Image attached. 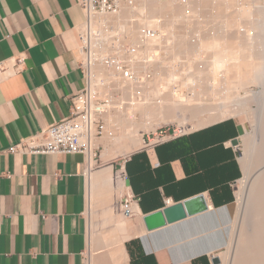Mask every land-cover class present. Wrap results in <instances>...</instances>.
Masks as SVG:
<instances>
[{"label": "crops", "instance_id": "obj_1", "mask_svg": "<svg viewBox=\"0 0 264 264\" xmlns=\"http://www.w3.org/2000/svg\"><path fill=\"white\" fill-rule=\"evenodd\" d=\"M84 22L77 0H0V61L26 59L20 74L0 83V264H86L83 155L7 152L69 115L84 87L78 34ZM244 131L230 117L143 145L125 157L120 186L112 168L115 203L121 190L122 198H135V216L199 195L208 205L173 225L184 228L175 235L159 234L170 226L138 236L135 226L124 242L126 264H213L234 214L232 185L244 175L232 146Z\"/></svg>", "mask_w": 264, "mask_h": 264}, {"label": "bare ground", "instance_id": "obj_2", "mask_svg": "<svg viewBox=\"0 0 264 264\" xmlns=\"http://www.w3.org/2000/svg\"><path fill=\"white\" fill-rule=\"evenodd\" d=\"M199 2L201 4L202 0ZM251 2L252 0H203V5L211 3L214 6V20H211L215 21L216 25L226 20L230 21L226 23L231 24H224L219 31L220 37L225 39L223 43L216 39V36H211L212 32L209 36H206L207 33L205 36L211 38L205 41L199 39L191 55L188 54L191 46L184 38L183 28H176L177 24H163L165 21H185V8L176 6L175 4H179L176 0H121L119 12L91 14L90 23L84 28L82 25L79 29L86 34L84 45L86 46V42L91 44L95 53L100 55L98 57L92 53L88 56L87 53L81 52L87 71L90 69L88 76L91 92L94 97L105 99L107 102L102 117L104 134L94 142L95 147L101 145L103 148L100 155L102 162L127 157L133 151L145 146L142 132L154 133L160 125L176 121L178 119L174 116L176 111L182 116V119H179V129L182 132L186 131L185 122L191 120L197 121V127H204L237 114L254 115L257 125L255 133L242 136L243 154L239 157V161L244 180L238 181L235 190V195L238 197V212L228 251L225 256H219L223 264H228L229 260L236 256L235 250L240 243L245 220L244 203L249 199L253 183L264 178V170L253 177L255 170L251 166L253 159L256 158L255 155H258V149L264 146L261 142L263 135L261 132L264 130L262 128L264 126V59H260L255 53L256 47L262 44L263 39H259L262 41L260 43L256 40L258 45L255 43L256 47L254 44L251 49L253 43L251 42V47L244 45L240 37L244 39L245 36L250 40L252 35L243 36V32L235 29L240 23L242 26L244 20L250 21L245 23L247 25L253 24L254 11ZM254 2L258 4L260 1ZM199 9H194V12ZM211 10L208 11L212 13ZM230 10L231 12L234 10L235 14L226 13ZM204 11L206 9H203L202 14ZM157 29L161 32L159 36L151 33V31L156 32ZM97 31L100 32V38L96 39L94 35ZM181 36L183 38H180ZM116 37L117 41H114ZM253 37L252 40L258 39L254 35ZM94 40L96 44L92 45ZM246 40L244 41L250 44V41ZM122 43L131 46L130 53L125 52ZM216 45L219 47H215ZM165 48H168L172 57L166 67L163 61L155 62L146 57L152 50L160 52ZM203 53L207 54L209 60L204 66L202 62L197 61L202 59ZM220 53H226L229 62L222 71L214 73L212 61ZM111 57H115L113 58L115 60L112 61ZM177 59L183 60L184 64L180 63L182 65L178 66ZM106 60L111 62L110 66L105 64ZM123 65L128 66L129 69L123 70ZM251 84H258L260 91L257 94L242 95L245 87ZM250 103L255 105V109L251 110ZM204 116L206 117L203 118ZM191 128L193 129L194 125ZM93 157V154L90 155L86 164L88 168V173L86 169V213H88L86 264H126L124 242L131 238L136 230L135 225L127 219L134 218L136 210L132 209L129 216L120 215L121 217H118L120 222L107 231L95 233L96 227L93 223L97 213L95 208L101 206L103 214H114V208L111 206L115 204L116 189L113 187L112 167L108 166L92 172L91 169L96 163ZM117 177L120 181L123 180L121 172ZM136 208L137 206L134 209Z\"/></svg>", "mask_w": 264, "mask_h": 264}, {"label": "rangeland", "instance_id": "obj_3", "mask_svg": "<svg viewBox=\"0 0 264 264\" xmlns=\"http://www.w3.org/2000/svg\"><path fill=\"white\" fill-rule=\"evenodd\" d=\"M163 1H166V0H163ZM176 1H177V3H179L178 1H181V0H176ZM189 1L190 0H185V1L182 0L183 4H182V2H180L179 4H175L176 6L179 5V6H182V7L185 8L184 9V13L186 15L185 21H183V20H182V22L181 21L180 22L179 21L178 22H176V21H174V22L165 21L163 24H168V25L177 24L175 26L176 28H178V27L180 29L183 28L182 30H184V32H185L184 33V38H185L186 42L189 43L188 45L191 46V50L188 52V54L191 55L195 51L199 39H202L203 41H205L206 39L211 38V36H214V37L216 36V39H219V41H222V43H223V41L225 39H222L220 37L219 31L221 30V28L223 27L224 24L225 25L229 24V23H226L229 20H226L225 22H219V24L222 23L221 26L219 24L216 25L215 21H213L214 20V17H213L214 16V13H213L214 12V10H213L214 6H212L211 3H210V5L209 4H204L203 5V0H202L201 4H200L199 0H191V2H189ZM254 1L255 0H252V2H251L252 10L254 11V13L252 11V13L254 14L253 24H249L250 25L249 26V25H247L245 23H250V21L248 22V21L244 20L245 22L243 21L242 26H240L241 23L239 22L240 23V25L238 24L239 27L236 26L235 29L236 30L238 29L241 32H243L242 33L243 36L246 35V36L249 37V35H252V36H250V40L248 38H246L245 36L243 37L244 39H242V37H240V41L242 42V40H243L244 43L243 42L242 43L244 45H249V47H251V44L253 43L251 49L253 48L254 44L256 43V40H257V43H258L259 39H261V40L263 39L262 40L263 42L259 41V43L262 42V44L258 45L256 43L259 48L256 47V44H255L254 47H256V49L255 48L254 49L257 50V51L255 52V50L253 49V52H255L256 56H258L260 59H262V58L264 59V34H262V33H264V16H263L264 15V0H259L260 2H258V0H257L258 4L257 3L255 4ZM210 6H212L211 7L212 10H211ZM196 7L198 9L200 7V9L198 11L201 12V14L198 11L194 12V9H197ZM192 8H193V10H192ZM201 9H202V11H203V9L204 10L206 9V11H204V13L202 14ZM208 10H211L212 13L210 11H208ZM119 11H120V9H119ZM119 11H117V12H119ZM207 11L210 12L209 13L210 15L208 14ZM228 11L226 13H229V14L231 13L232 14L234 10L232 12H231V10H230V12H228ZM211 14H212V16H211ZM229 14L228 15L226 14V15L229 16ZM233 14H235V13H233ZM139 19H141V17H139ZM211 19H213V20H211ZM166 22H168V23H166ZM251 23H252V21H251ZM85 26L86 25H84L82 28H84ZM211 27H212V29H211ZM247 28H248V30L246 31ZM208 30H210V32H208ZM156 32L155 31L154 32L151 31V33H154L153 35H156V36H157V34H158V36L161 35V32H160L159 29H157ZM211 32H212V35L210 34ZM233 32H232V34H233ZM99 33L100 32L97 31V34L94 35V37L96 39L100 38V36H99L100 34ZM205 34H207L206 36H209V35H211V36L207 38L205 36ZM259 34H261V36L263 35L262 36L263 38H261V36ZM253 35L255 36V38H258V39H253L252 40V38H254ZM180 38H183V36H181ZM245 39H247L246 41H250V44H247L244 41ZM114 41H117V37H116V39H114ZM94 42H95V40L92 42L93 43L92 45L96 44ZM219 44H221V42ZM123 45H124L123 47H124L125 52L130 53V51L132 50L131 46L129 44H125V43ZM86 47L88 48V52H87L88 56H90L92 53L96 54L94 49L91 48V44L86 42ZM260 47H262L261 50H259ZM258 50L260 51V53H259ZM96 55L98 57H100V55L98 53ZM201 56H202L201 57L202 61L200 59H198L197 61L198 62H202L203 66H204V64H207L209 62V60H208L207 54L205 55L203 53V54H201ZM205 56L207 58H205ZM146 57L155 60V62L163 61L165 63L164 64L165 67H166L167 62L168 61L170 62L171 58H172L168 48H165V49H163L160 52L152 50V52L148 53L146 55ZM113 58H115V57H111L112 61L115 60ZM116 58L119 61V58L118 57H116ZM177 60L180 61V62H178ZM177 60H176V64L178 66H181L182 64H184L183 60H181V59H177ZM107 61H109V60H107ZM203 61H204V63H203ZM110 63L111 62L109 61V64H106V65L110 66ZM180 63H182V64L180 65ZM126 65H123V70H125V71H126V69L127 70L129 69V67L126 66ZM89 70L90 69H88V73L90 72ZM99 82H101V80ZM260 89L261 88H260V86L258 84H253V85L251 84L250 86L245 87L244 92H242L241 94L242 95L244 93L257 94L260 91ZM95 98H98V97L95 96ZM98 99H101V98H98ZM101 100H103L105 102L104 106H106L107 105L106 100L105 99H101ZM249 107L251 108V110L255 109V105L253 103L252 104L250 103ZM248 114L242 113V114H237V115H234V116H231V117H236L238 120H240L243 123L244 128H245L244 134H247V133L254 134L255 131H256V126H257L256 122H255V117H253L254 115L252 116V115H248ZM174 116H176L178 118V119H176V121L175 120L170 121L166 125L165 124L164 125H160V127H158V128H162L163 131L164 130L169 131V130L177 128V127L180 128L179 119H182L181 113L179 111H176L174 113ZM205 117L206 116H204L203 118H205ZM228 118H230V117H228ZM185 124L184 125L186 127V131H185L186 133L191 131V130H194V129L200 127V126L197 127V121L195 122L194 120L185 122ZM192 125H194L193 129L191 128ZM263 125H264V123H263ZM262 128H264V126ZM262 132H261V135L263 134L262 135L263 138L261 136V142H262V144H264V130H262ZM149 133H151V132H142V135H143V137L144 136L146 137L147 134H149ZM103 134H104V129H103ZM103 134H102V136L100 138L103 137ZM244 134H242V135H244ZM249 134H247V135H249ZM242 142L243 141H242V137H241V145H240L241 146L240 147L241 148V151H240L241 154H243V146H242L243 144H242ZM102 149L103 148L100 145L99 146L98 156L95 159V160H97V162L94 165V171H97V170H99V169H101L103 167L112 166V168L114 170L115 178H116L115 179V184L117 186L122 185V181H120V179H118L117 176H119L121 165L123 164V162L125 161L126 158L125 157H119V158L113 159V160L108 161V162H102L101 159H100V155H101ZM260 150H261V153L259 154ZM258 151H259L257 153L258 155H255L256 158H254L252 163H251V166L255 170V172L253 174V177H256L258 174H260L264 170V152H263L264 151V146L262 148H259ZM116 172H118V173H116ZM243 177L240 178V180L243 179ZM235 190H234V192H235ZM122 192H123L122 190L119 192L120 196L118 197L116 203L111 206L112 208H114V214H110V215L103 214L101 206H98L97 208H95L97 210L96 211L97 213L94 216L95 218L93 219L94 226L96 227L95 228V233H100V232L107 231L109 228L114 227L117 224V222H120V219L118 217L120 215H122V212L120 210L121 209L120 208L121 202L123 201L122 197L124 195V193H122ZM245 203H244V207H243L245 209V210L243 209L244 213H245V220L243 222V226H242V230H241V240H240V243L238 244L237 249L235 250V255L236 256L234 257V259L229 260L228 264H264V178L258 179L257 182L253 183V186L250 189L249 199ZM86 211H87V209L85 210L86 223H87L88 213H86ZM237 212H238V197H237V203H234V214H233L231 220H229V222L227 223V225L224 228V234H225L226 243L224 244V247L215 254L218 257L219 256H225V254L228 251V248H229L228 244L230 243V239H231L234 223H235V220H236ZM127 221H129L130 223H133L135 226L138 225V234H137L138 236H142L143 233L145 234L146 231H145V228H144V226L142 224V217L135 216L134 218L127 219ZM181 229H184L183 226H173L171 228H168V229L160 232L159 234L164 235V236H171V235H175L176 233H178L179 230H181ZM87 238H88V236H87ZM85 261L86 262L88 261V247H87V249L85 251ZM220 264H223V263L220 262Z\"/></svg>", "mask_w": 264, "mask_h": 264}, {"label": "built area", "instance_id": "obj_4", "mask_svg": "<svg viewBox=\"0 0 264 264\" xmlns=\"http://www.w3.org/2000/svg\"><path fill=\"white\" fill-rule=\"evenodd\" d=\"M78 5L85 15V22L83 25L90 23V15L96 13H112L120 8L121 0H77ZM82 46L80 51L87 53L88 48L84 45L85 32L82 30L78 32ZM109 64V61H105ZM26 66V59L23 55L10 57L0 61V83L13 76L20 74ZM79 68L83 72L84 87L81 93L74 97L70 113L67 117L57 121L48 129L40 131L27 139L13 145L7 152L13 154H63V153H77L83 155L86 164L90 155L96 159L99 152V146L95 147V141L103 134L104 120L103 112L105 102L101 99L95 98L91 92L89 85L88 71L85 67V61L80 58ZM178 127L169 131L158 128L154 133L144 136L145 146L153 147L167 139H172L184 135ZM241 140H238V145L233 146L238 160L241 156ZM4 153L0 151V154ZM97 162V160H95ZM238 183V182H237ZM237 183L232 185L233 190L236 189ZM137 200L130 196L123 198L120 210L123 215L129 216L137 205ZM235 203L237 197L235 195ZM170 200L165 201V206H171Z\"/></svg>", "mask_w": 264, "mask_h": 264}, {"label": "water", "instance_id": "obj_5", "mask_svg": "<svg viewBox=\"0 0 264 264\" xmlns=\"http://www.w3.org/2000/svg\"><path fill=\"white\" fill-rule=\"evenodd\" d=\"M238 145V140L232 142V146ZM208 211V205L202 195L184 201L175 203L171 206H165L157 212L142 216V224L146 234L157 232L167 227L203 214ZM213 264H220L218 256L212 258Z\"/></svg>", "mask_w": 264, "mask_h": 264}, {"label": "clouds", "instance_id": "obj_6", "mask_svg": "<svg viewBox=\"0 0 264 264\" xmlns=\"http://www.w3.org/2000/svg\"><path fill=\"white\" fill-rule=\"evenodd\" d=\"M215 47H219V45H216ZM229 62L227 54L226 53H220L219 55H217L213 61H212V71L214 73H219L220 71H222L227 63Z\"/></svg>", "mask_w": 264, "mask_h": 264}]
</instances>
